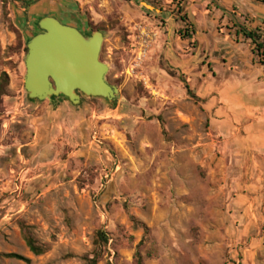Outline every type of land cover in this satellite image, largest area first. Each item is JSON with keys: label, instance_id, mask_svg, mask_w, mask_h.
Listing matches in <instances>:
<instances>
[{"label": "rangeland", "instance_id": "rangeland-1", "mask_svg": "<svg viewBox=\"0 0 264 264\" xmlns=\"http://www.w3.org/2000/svg\"><path fill=\"white\" fill-rule=\"evenodd\" d=\"M141 1L152 9L74 0L73 27L103 34L118 90L74 106L29 100L25 45L42 10L0 0V264H86L100 232L95 264H264V154L251 145L264 88L234 37L236 23L264 30V3ZM24 227L46 253L29 251Z\"/></svg>", "mask_w": 264, "mask_h": 264}, {"label": "water", "instance_id": "water-1", "mask_svg": "<svg viewBox=\"0 0 264 264\" xmlns=\"http://www.w3.org/2000/svg\"><path fill=\"white\" fill-rule=\"evenodd\" d=\"M140 5L152 9L141 0ZM36 28L38 32L25 45L23 83L30 101L64 98L77 106L82 97L108 102L117 98V88L106 80L108 67L99 59L101 32L83 34L54 16L40 18Z\"/></svg>", "mask_w": 264, "mask_h": 264}, {"label": "trees", "instance_id": "trees-1", "mask_svg": "<svg viewBox=\"0 0 264 264\" xmlns=\"http://www.w3.org/2000/svg\"><path fill=\"white\" fill-rule=\"evenodd\" d=\"M262 3H264V0H262ZM184 22L187 24L186 28L184 31L181 33L183 39H193V36L195 34V29L194 25L187 23V20L184 19ZM236 28L235 35L234 37L236 39H239L241 36L244 40L249 41L251 45V53L256 59V63L262 67H264V30H261L260 28H252L251 26H248L246 23H236L234 25ZM27 52V49H26ZM4 80V82H3ZM7 77L4 74L2 76V83H0V95L4 94V89L5 86L7 85ZM187 91L189 94H191L190 90L188 87H186ZM24 231V240L25 243L29 249V251L34 255V256H41L44 253L47 252L48 247L46 245L40 244L39 241L34 237L31 231L28 228H23ZM97 238L94 242V251L92 253L93 257L90 258V255H85L83 257V260L86 262V264H95L97 258L101 255L102 253V247L103 244L107 242L106 234L103 232L97 233ZM3 257L10 258V259H15L19 261H24V262H29L28 259L22 257L21 255L17 254H8V255H3ZM152 256L150 254L146 255V258H151ZM137 264H143V259L140 254H137V259H136Z\"/></svg>", "mask_w": 264, "mask_h": 264}, {"label": "crops", "instance_id": "crops-1", "mask_svg": "<svg viewBox=\"0 0 264 264\" xmlns=\"http://www.w3.org/2000/svg\"><path fill=\"white\" fill-rule=\"evenodd\" d=\"M73 3L74 0H38V3L34 7L42 10V11L39 10L38 13V15H40L39 19L53 15H57V17L63 16L67 20L69 25L76 26L73 23V21L80 22V19L75 14L74 11L70 10L71 5ZM239 16H241V14ZM239 38H241V40L243 41H246L241 36ZM252 58L254 60V65L252 66V69L256 77V82L258 83L256 88L261 90V88H264V67L256 63L255 61L256 59L254 58L253 55ZM239 86H243V83L239 85L237 84L236 87ZM251 141H252L251 142L252 148L256 149L259 153L264 154V127L260 125L257 127L255 134L252 135Z\"/></svg>", "mask_w": 264, "mask_h": 264}]
</instances>
